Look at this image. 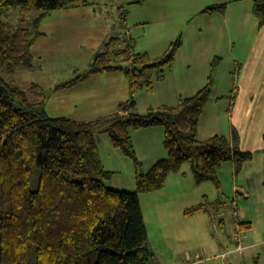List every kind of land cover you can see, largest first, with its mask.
Wrapping results in <instances>:
<instances>
[{"label":"trees","instance_id":"trees-1","mask_svg":"<svg viewBox=\"0 0 264 264\" xmlns=\"http://www.w3.org/2000/svg\"><path fill=\"white\" fill-rule=\"evenodd\" d=\"M87 1L0 0V264H157L140 194L165 187L169 175L186 164L197 183L218 185V170L225 162L234 161L240 169L252 157L240 148L237 130L231 140L198 137L219 58L212 62L206 85L193 96L181 98L176 106L150 107L145 115L137 112L135 92L151 85L144 72L172 67L182 37L156 59L137 52L127 40L120 50L97 54L88 72L59 84L56 90L96 72L125 71L130 96L117 111L91 120L52 116L40 84L32 83L29 92L16 85L17 68L34 66L33 47L45 35L40 29L43 17ZM225 7L210 5L203 12H224ZM17 8L37 15L31 23L22 18L13 25L5 17ZM253 13L263 25L264 0H253ZM121 56L129 63H113ZM156 125L165 127L168 156L145 171L130 129ZM97 129L107 131L114 146L133 160L135 191L106 185L113 172L103 165ZM203 209L205 204H199L187 213Z\"/></svg>","mask_w":264,"mask_h":264},{"label":"crops","instance_id":"crops-1","mask_svg":"<svg viewBox=\"0 0 264 264\" xmlns=\"http://www.w3.org/2000/svg\"><path fill=\"white\" fill-rule=\"evenodd\" d=\"M120 2L135 8V11L124 8L122 14L125 21L129 15L131 23L140 30L135 37L131 31L119 35L124 40L121 48L126 46L127 40H132L137 52L156 59L165 53L172 42L182 37V45L176 52L172 67L153 68L144 72L143 79L151 81V85L143 86L134 94L139 114L145 115L150 107L176 106L181 98L196 94L208 82L212 62L219 58L211 95L200 117L198 137L206 140L214 135H221L231 140L233 131L237 130L240 148L252 153V157L240 169L234 161L225 162L218 170L219 184H214L222 197H234V233L241 237L245 247L235 250L238 242L233 235L231 241L236 247L232 248L235 251L230 255L238 253L242 264H247L248 258L251 264H264V24L261 25L253 13V0ZM222 4L226 5L224 12H203L210 5ZM137 5L140 9L136 8ZM176 17L184 24L177 25ZM154 20L158 22V26L166 23V28L169 29L160 31L159 27H154L158 32L153 33L155 30H149L148 25ZM146 36V42L140 46V39ZM229 63L230 68L234 66V69H228ZM102 72L115 73L124 94L119 98L118 94L105 98L108 105L101 100L100 111L104 113L99 116L117 111L120 103L130 96V79L124 70ZM88 79L89 77L83 78L66 89L70 92ZM58 90L55 89L54 92L57 93ZM130 134L145 171L168 156L164 146L165 127L156 125L131 128ZM95 138L103 165L113 172L106 185L114 190L135 191L137 181L133 160L114 146L110 134L104 129H97ZM182 169L169 175L165 187L140 194L149 245L155 253L154 261L157 264H191L190 260L194 261V255L185 246L190 245L195 237L197 226H192L187 218L199 211L187 213L188 209L197 205H189L195 189L192 192V180L188 172ZM143 199L153 200L154 206L150 205L146 211ZM217 202L225 203L222 199ZM212 210L215 211L216 208L210 202V206L206 204L201 212L210 213ZM219 224L225 226L223 218H220ZM206 258L209 261L215 259ZM202 263L198 259L193 264Z\"/></svg>","mask_w":264,"mask_h":264},{"label":"rangeland","instance_id":"rangeland-1","mask_svg":"<svg viewBox=\"0 0 264 264\" xmlns=\"http://www.w3.org/2000/svg\"><path fill=\"white\" fill-rule=\"evenodd\" d=\"M123 4L120 0H88L87 4L82 3L58 9L44 16L40 29L45 35L39 38L33 47L34 66L31 68L19 66L14 83L28 92L32 83L40 84L47 91L48 103L46 102V104L48 113L52 116L91 120L102 115L104 112L100 111L101 103L104 102L108 105L105 98L108 99L116 94L119 98L124 94L115 73L101 71L90 74L87 76L89 77L88 81H83L70 92L66 88L58 90L57 93L54 90L59 84L88 72L97 54L120 50L124 40L119 35L131 31L135 37L140 33L138 27L131 23L129 15L125 21L122 14L124 8L133 11L135 8H131V5L127 3ZM137 6L136 8L140 9L139 5ZM36 15V12H24L17 8L11 10L5 20L16 25L20 19L24 18L26 22L31 23ZM175 23L177 25L184 24L180 19L178 20V17H176ZM148 26L149 30L154 27H159L160 31L169 29L166 28V23L158 26L156 20ZM156 32L158 30L153 33ZM147 38L146 36L140 39V46L146 42ZM113 63L126 65L129 60H125L121 56L114 58ZM233 67L230 68V63L228 64V69L232 70ZM29 95L33 97L31 93ZM182 171L188 172L189 178L192 180L190 186L192 192L195 189L189 205L205 203L210 206V202H212L216 208L210 213L199 211L187 218L192 226H197V232L189 243L190 245L185 247H188L189 253L194 255L193 259H201L202 264H224L222 258L217 256L236 247L235 243L231 241L236 233H234L235 223L232 219V215H235V206H233L232 200L234 197H222L214 182L210 180L200 184L196 183L189 164L184 165ZM218 199L224 200L225 203L217 202ZM235 201L237 202V200ZM152 203L153 200L143 199L145 210L150 205V207L154 206ZM240 208L242 209V206ZM212 218L214 219L212 220ZM220 218L224 219L225 226H220ZM227 242L229 246H227ZM206 257H215V259L209 261L205 259ZM229 260L233 264H242L238 253L230 255ZM246 263L251 264L249 258Z\"/></svg>","mask_w":264,"mask_h":264},{"label":"built area","instance_id":"built-area-1","mask_svg":"<svg viewBox=\"0 0 264 264\" xmlns=\"http://www.w3.org/2000/svg\"><path fill=\"white\" fill-rule=\"evenodd\" d=\"M235 239L237 240L238 244L235 250H242L245 246L244 244L241 242V237L236 234L235 235ZM234 249H230L228 251H225L223 253L220 254V257L222 258L224 264H233L231 261L227 260L228 256L235 251ZM206 260H208V258H205ZM198 260H190L191 264L196 263Z\"/></svg>","mask_w":264,"mask_h":264}]
</instances>
